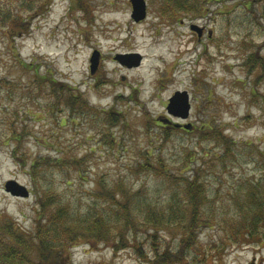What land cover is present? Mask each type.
<instances>
[{
    "label": "rangeland",
    "instance_id": "obj_1",
    "mask_svg": "<svg viewBox=\"0 0 264 264\" xmlns=\"http://www.w3.org/2000/svg\"><path fill=\"white\" fill-rule=\"evenodd\" d=\"M18 1L0 0V6L12 9ZM81 2L52 0L25 31L0 27V223L35 231L44 175L82 218L100 203L98 195L107 199L99 192L114 186L124 187L142 218L145 204L166 209L185 180L197 178L210 201L206 216L226 220L239 190L264 181V3L249 10L245 0H227L207 4L201 15L170 17L162 14L163 0H146V19L136 22L131 0ZM193 27L202 29L200 37ZM96 51L100 61L92 74ZM119 55L128 65L115 59ZM158 55L162 61L146 69ZM62 84L81 92L88 109L72 113L62 101L54 106V89ZM177 92L189 96L188 119L168 113ZM48 157L81 164L64 162L59 172L39 165L35 177L32 165ZM11 180L29 197L8 193ZM223 225L201 228L181 254L183 264H264V242L216 250L227 237ZM131 229L118 247L77 239L63 264H151L155 252L177 254L184 239L178 229L156 235L145 226Z\"/></svg>",
    "mask_w": 264,
    "mask_h": 264
},
{
    "label": "trees",
    "instance_id": "obj_2",
    "mask_svg": "<svg viewBox=\"0 0 264 264\" xmlns=\"http://www.w3.org/2000/svg\"><path fill=\"white\" fill-rule=\"evenodd\" d=\"M48 1L19 0L18 5L12 9L8 7L3 9L0 6L2 9L0 10V27H6L9 24L13 32L25 31V26L31 19L47 11L52 0ZM224 1L227 0H163L162 14L170 15V17L176 13L201 15L207 4ZM77 2L82 4L83 0H77ZM245 3L250 10L252 7L264 3V0H245ZM260 17L264 19V7L260 9ZM30 67L32 69V66ZM49 74L51 76L50 72ZM35 77H38L36 70ZM46 80L51 82L49 79ZM58 87H61L60 91L54 89L58 96L56 102L53 103L54 106L60 107L62 101V104L64 102L72 113L88 109L81 92L75 93L72 88L63 84ZM63 91L70 96L67 101L62 99ZM110 118L117 121L115 114H111ZM208 135L219 141L227 139L216 130H209ZM21 137H15L13 140L18 143ZM261 155L264 157V152ZM19 161L23 162L21 159ZM64 162L66 166L73 168L81 164V160L74 157H48L35 162L32 165V173L35 177L39 175L37 172L39 165L59 172L61 168H64ZM154 167L156 172H163L165 176L169 177L165 171ZM42 177H44L46 188L37 190L39 209L35 231L28 233L18 230L12 220L0 223V264H63V259L69 255V248L77 239L106 241V243H113L115 247H118L120 244H124V240H127L124 237L125 233H134L131 227L135 226L140 228L145 226L146 229H151L155 235L164 229H178L183 232L184 239L180 242L177 254L170 256L168 253L155 252V261H152L151 264H183L181 254L183 251L189 250V246L198 240L200 229L220 223H224L222 228L227 237L222 240L221 247L216 245L218 251H223L226 247L235 244L259 245L264 242V181L252 182L245 185L242 190L240 189L241 194L233 199V214L226 220L218 222L216 218L206 216L205 208L210 201L201 179L185 180L183 194L180 190L178 196L174 193L175 196L170 200L166 209H158L153 203L145 204L142 218L132 210L131 197L127 195L128 192L124 187L114 186L109 192H99L106 194L107 199L101 201L102 197L98 195L97 201L100 203H95L87 217L82 218L62 202V195L59 193L55 179L47 178L46 175ZM120 194L124 202L120 199ZM136 218L139 220L138 223ZM211 255V257L214 256Z\"/></svg>",
    "mask_w": 264,
    "mask_h": 264
},
{
    "label": "water",
    "instance_id": "obj_3",
    "mask_svg": "<svg viewBox=\"0 0 264 264\" xmlns=\"http://www.w3.org/2000/svg\"><path fill=\"white\" fill-rule=\"evenodd\" d=\"M131 4L133 7L132 12V18L136 22H140L144 19H146L147 16V4L146 0H131ZM192 30H195L198 32L199 37L202 35V29L193 27ZM138 60L136 62V66L140 65L141 57H137ZM117 61H119L123 65L127 64V56L126 55H119L115 58ZM91 73L94 74L99 66L100 61V53L94 52L92 58H91ZM191 106L189 104V96L187 92H177L171 99L168 105V113L179 117L182 119H188L190 114ZM186 130H191V126L185 127ZM5 189L8 193L11 195L17 196V197H23L27 198L29 197L30 193L27 190L26 187L22 186L18 182L11 180L8 181L5 185Z\"/></svg>",
    "mask_w": 264,
    "mask_h": 264
},
{
    "label": "bare ground",
    "instance_id": "obj_4",
    "mask_svg": "<svg viewBox=\"0 0 264 264\" xmlns=\"http://www.w3.org/2000/svg\"><path fill=\"white\" fill-rule=\"evenodd\" d=\"M162 61V56H154V57H149V61L147 63L146 69H148L151 65H153L155 62H161Z\"/></svg>",
    "mask_w": 264,
    "mask_h": 264
}]
</instances>
